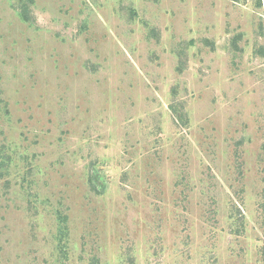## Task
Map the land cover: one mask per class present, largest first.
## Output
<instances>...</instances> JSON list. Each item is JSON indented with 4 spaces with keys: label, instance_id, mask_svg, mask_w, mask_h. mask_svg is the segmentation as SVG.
Here are the masks:
<instances>
[{
    "label": "rangeland",
    "instance_id": "374dc122",
    "mask_svg": "<svg viewBox=\"0 0 264 264\" xmlns=\"http://www.w3.org/2000/svg\"><path fill=\"white\" fill-rule=\"evenodd\" d=\"M0 264H264V0H0Z\"/></svg>",
    "mask_w": 264,
    "mask_h": 264
}]
</instances>
